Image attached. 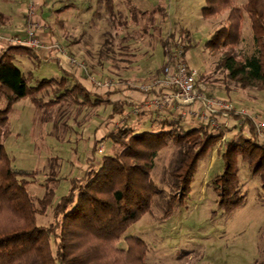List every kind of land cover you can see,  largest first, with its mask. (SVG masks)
<instances>
[{"label": "rangeland", "instance_id": "374dc122", "mask_svg": "<svg viewBox=\"0 0 264 264\" xmlns=\"http://www.w3.org/2000/svg\"><path fill=\"white\" fill-rule=\"evenodd\" d=\"M67 1L42 0V17L47 22L49 31L68 55L86 65L88 73H93L98 79L114 80L117 85L113 90L119 89L120 84L131 87L135 82L130 76H123L122 72L127 68L132 69L142 80L150 78L160 69L167 57L163 54L161 39L173 33V39H167L169 53L176 44L187 46L186 49L183 47L186 58L197 70L198 82L204 86L207 94L226 98L238 108L256 113L264 119V90L242 89L226 78L224 71L216 67L220 54L211 52L205 46L212 31L226 23L227 8L213 17L203 18L200 8L204 0H159L160 7L165 11L163 18L160 9L150 12L155 8L154 5L158 6L156 0H115V16L111 18L103 0H77L73 6L60 12L55 11ZM244 1L235 0L234 4L240 5ZM22 2L23 0L10 1V9L16 13L19 21L22 18V12L19 13ZM0 4L5 9L6 1L0 0ZM130 4L137 17L135 22L131 20ZM152 19L157 23L154 26L150 24ZM121 26L123 27L120 28ZM17 34L23 35L22 32ZM236 48L240 53H249L253 49L245 14L241 25V40ZM18 59L21 61L20 65L31 72V83L42 77L60 74L54 61L32 62L23 55L18 56ZM129 65L130 67L123 68ZM86 78L83 76V79ZM56 89L57 86L53 83L38 95L47 100ZM74 97L76 94L53 106L37 109L35 138L32 137L30 109L27 108V104H30L27 102H32L30 98L26 97L16 105L12 104L10 133L2 141L16 168L34 171L29 177L31 182L28 185V190L34 197L43 195L46 177L54 169L60 177L55 195L66 191L68 177L78 171L74 162H71L70 154L76 152L80 156L78 161H84L81 159L83 143L73 140L77 136L76 132L79 133L85 125L84 118L87 115L94 114L105 120L109 131L117 126V117L112 120L108 117L110 104L89 105L81 96L76 97L77 99ZM3 104L4 100L0 99V106ZM130 109L126 105L125 112ZM21 116L24 121H20ZM159 116L158 113L145 111L135 115L130 125L135 129L148 128L144 123L145 119H157ZM77 117L79 120L76 121ZM234 131V126L230 130L224 128L226 137L221 139L228 138ZM261 137L264 138V129ZM222 140L219 139L214 148L198 160L188 189L180 198L173 197L172 200H168L170 186L167 172L177 154V146L169 142L158 151L151 171V179L157 192L152 196L149 209L130 223L123 233V236L134 235L145 241L147 264H257L264 258V194L260 191L257 176L249 172L244 162L237 163L239 187L244 200L231 209L220 206L211 186L210 178L221 171L217 148ZM117 149L118 146L108 136L101 138L97 147L98 154L111 153ZM36 218L39 224L45 225L50 221L51 215H36ZM117 245L125 247L123 237Z\"/></svg>", "mask_w": 264, "mask_h": 264}, {"label": "trees", "instance_id": "16d2710c", "mask_svg": "<svg viewBox=\"0 0 264 264\" xmlns=\"http://www.w3.org/2000/svg\"><path fill=\"white\" fill-rule=\"evenodd\" d=\"M103 2L108 15L114 18L113 0ZM234 2L204 0L200 8L203 18L228 9L226 23L212 31L205 46L220 54L216 67L224 71L226 78L242 89L263 91L264 0H245L240 5ZM68 6L62 4L55 11ZM129 7L131 20L135 22L134 7ZM158 9L164 18L162 7L150 12ZM244 14L253 43L249 53H240L236 48L241 40ZM150 22L152 26L156 23L155 19ZM167 39H173V33L161 39L163 54L168 57ZM183 46L186 49L187 46ZM30 49L26 45L9 44L0 53V99L4 100L0 106V264H147L145 241L134 235L123 236V233L149 209L152 196L157 192L151 171L158 151L169 142L177 146V154L167 172L168 200L180 198L193 179L198 160L214 148L223 131L213 132L209 124L202 121L186 125L179 114L171 111L161 113L157 119L150 117L148 128L144 129H135L124 122L107 134L118 146L117 150L100 154L98 163L91 160L77 175L68 177L66 191L58 196L55 195L60 181L58 171H49L43 195L34 197L28 190L29 177L34 171L16 168L2 141L9 134L8 113L13 103L29 97L38 109L76 94L89 105L110 104V120L127 113L126 105L131 104L127 100L109 99L113 89H105L103 93L91 90L67 70H61L59 78L42 77L32 84L30 75L13 61L15 54L31 52ZM161 68L152 77L158 76ZM53 83L57 86L53 96L43 100L39 92ZM144 94L146 98L157 95L158 91ZM230 114L238 123L235 131L219 144L221 171L210 178L217 202L224 209L234 208L244 200L239 187L238 162H244L249 172L257 176L264 194V138L248 116ZM48 213L50 221L39 224L36 215ZM121 237L125 247L117 245ZM257 264H264V258Z\"/></svg>", "mask_w": 264, "mask_h": 264}, {"label": "built area", "instance_id": "2783aa9c", "mask_svg": "<svg viewBox=\"0 0 264 264\" xmlns=\"http://www.w3.org/2000/svg\"><path fill=\"white\" fill-rule=\"evenodd\" d=\"M35 8L34 0L25 1V12L28 17L27 25L24 28L25 36L0 34V39L6 45H26L34 50L43 47V44L35 37L36 30L43 26L39 20L34 19ZM48 47L59 51L68 64L79 67L87 77L89 84L94 88L112 89L117 85L111 78L98 79L93 74L88 73L86 65L68 55L59 43L52 42ZM183 47L180 43L171 49L158 76L131 84V87L140 92L158 91V94L148 96L131 107L130 111L122 116L119 124L125 122L130 114L136 115L141 109L155 112L171 110L179 114L184 120L206 122L211 131L218 132L223 131L224 126L219 122L217 116L227 117L231 112H234L248 116L257 132L261 134L262 129H264V119L258 114L249 112L244 108L236 109L232 101L205 92L204 86L198 82V72L188 62Z\"/></svg>", "mask_w": 264, "mask_h": 264}, {"label": "crops", "instance_id": "0c3cea01", "mask_svg": "<svg viewBox=\"0 0 264 264\" xmlns=\"http://www.w3.org/2000/svg\"><path fill=\"white\" fill-rule=\"evenodd\" d=\"M5 1H6L5 9H3V7H2L3 5L0 4V34H2V35H16L18 32H22L23 35H20V36H25L24 28L26 27L27 21H28L27 14L25 12V1L26 0H23L24 3L22 2V4H20V7H19V13L22 12L21 21L16 19V17H17V16H15L16 13L10 9V5H11L10 1L11 0H5ZM75 1H77V0H68L67 4H69V6H73ZM82 1H88V0H82ZM113 1H115V0H113ZM34 2H35V6H36L35 12H34V19L39 20L43 24L42 27H40L39 29L36 30L35 37L39 39V41L43 44V47L39 48L38 50L30 49L31 52L24 51L23 53L15 54L14 59H13L14 63L15 64L18 63V67L22 71L27 72L29 75H31V72L29 70H26L25 67L20 65L21 61H20V59H18V56L22 57V55H23L24 57H28V59L31 60L32 62L38 61L39 63L45 62L47 60L54 61L60 74H61V70H67L69 73H72L83 85L89 87L91 90H96V92H98V93H103L105 89L94 88L93 86H91L89 84V82L86 79H83V76H85V74L83 73V71L80 70L79 67L68 64L66 62V60L64 59L63 55L59 53V51L48 47L49 44H51L52 42H57V41L55 40L53 34L49 31V27H48L47 22L42 17L43 13H44V11L42 10V4H41L42 0H34ZM155 3H159V0H156ZM157 5L158 6H156V5H154V6L160 7V3ZM122 27L123 26H121L120 28H122ZM6 46H7L6 43H4V41L2 39H0V53L4 50V48ZM124 67H130V65L129 66H123V68ZM159 70L160 69H158L150 77H152L155 74H158ZM60 74L59 75L55 74V75H52L51 77L59 78ZM122 74L124 77L130 76L131 79H133V81H135V82L136 81H142V79L138 78L135 75V72L132 69L127 68L126 70H124L122 72ZM94 76L96 78H99L96 75H94ZM143 80H145V79H143ZM36 81H37V79H36ZM36 81H34V83L32 82V84H35ZM120 85L121 86L118 87L119 89H116L110 93L109 99H111V100H117V99L127 100L131 104L129 106L133 107L145 98V94L143 92H140L133 87H129L128 85H123V84H120ZM20 101L21 100L13 103V105L20 103ZM30 101H31V99H30ZM27 103H30V104H27L28 105L27 108L30 109L29 123L31 124V127L33 129L32 130V137L35 138L34 133H35V130H37V117H36L37 107L32 102H27ZM234 106L236 109H238V107H239L237 105H234ZM84 108H86V107H84ZM12 111H13V108L11 106V109L8 113V121H7L8 129H9L10 115H11ZM129 111L130 110H128L127 113ZM140 111L151 112L153 110L141 109ZM170 111L171 110H164L161 112L153 111V112L156 114L158 113L160 115L161 113L164 114V113H168ZM171 112L175 113L174 111H171ZM127 113H125L124 115H126ZM124 115H122V116H124ZM122 116H119L116 118V120L118 121L117 125H119V121L121 120ZM217 117H218L219 122L222 124V126H224V128H226L228 130H230V128L232 126H235V124L238 123L236 118L232 114H230L227 117H222L219 115ZM84 119H86L85 120L86 122H84V124L86 126L83 125L81 127L79 133L76 132L77 129H76V131L74 130L77 133V136L73 140V141L78 140L79 142L83 143L82 144L83 157L81 158L84 160L83 163L78 161L80 156L76 155L75 154L76 152H74V153L72 152L71 153L72 155L70 154L71 162H74V164H75L74 166L76 167V169H78L77 173H79V171L85 169L87 167L88 162H90L91 160L93 162H95L96 160H99L100 153L98 154L97 147L100 144V139L105 138V136L107 137V131H109L108 125H105V123H106L105 120L103 121V119L99 118V116L92 114L91 116L87 115ZM133 119H135V116L130 114L125 122L127 124H131ZM77 120H79L78 117L76 118V121ZM148 120L149 119H145L144 123L146 125L148 124ZM186 120L187 119L184 120V124L187 123L186 125L197 124L195 122V120H190V121H186ZM20 121H24V118H22V116L20 118ZM9 133H10V131H9ZM222 136L224 138L226 137L224 133ZM220 140H222V139L220 138ZM77 173L75 175H77Z\"/></svg>", "mask_w": 264, "mask_h": 264}]
</instances>
